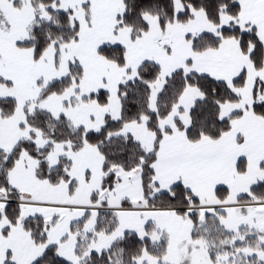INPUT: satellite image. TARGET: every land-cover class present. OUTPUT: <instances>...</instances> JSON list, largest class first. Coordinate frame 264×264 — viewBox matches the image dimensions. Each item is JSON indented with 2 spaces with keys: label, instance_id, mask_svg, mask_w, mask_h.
I'll return each mask as SVG.
<instances>
[{
  "label": "snow or ice",
  "instance_id": "1",
  "mask_svg": "<svg viewBox=\"0 0 264 264\" xmlns=\"http://www.w3.org/2000/svg\"><path fill=\"white\" fill-rule=\"evenodd\" d=\"M0 264H264V0H0Z\"/></svg>",
  "mask_w": 264,
  "mask_h": 264
}]
</instances>
